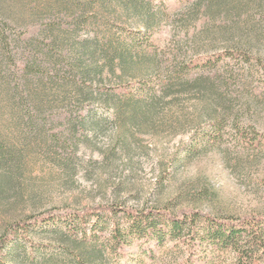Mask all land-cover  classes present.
<instances>
[{"label":"rangeland","instance_id":"obj_1","mask_svg":"<svg viewBox=\"0 0 264 264\" xmlns=\"http://www.w3.org/2000/svg\"><path fill=\"white\" fill-rule=\"evenodd\" d=\"M12 1L6 6L16 16L26 18L23 24L29 31L37 26L27 6L36 11L49 4L50 21L89 2L92 12L107 18L105 24L96 27L107 35L100 37L99 64L106 70L112 66L115 73H109L99 87L103 94L97 89L71 104L62 99L59 88L49 89V100L55 98V102L49 105L47 123L37 128L30 129L24 120L15 119L13 108L21 101L4 95L0 140L18 163L11 181L0 185V237L8 224L31 214L64 207L86 210L106 204L122 210L168 206L177 214L194 208L218 217L259 216L254 219L255 225L262 221L264 65L252 55L249 59L228 57L216 68L193 65L190 61L196 52L189 40L199 35L206 18L201 13L192 15L167 7L168 16L155 28L154 41L123 63L124 73L113 51L115 61L105 63L107 43L112 40L111 45L119 50L130 40V28H144L133 18L122 16L123 10L115 0L104 4L101 0ZM261 23L264 25L263 17ZM149 52L155 54L154 59L145 56ZM153 61L156 70L151 74L160 82L155 92L161 96L151 116L131 121L126 116L132 106L130 98L147 79ZM23 64L21 59L20 66ZM217 69L226 71L230 81L221 104L216 102V112L222 117L213 126L205 104L211 108L215 101L212 97L203 99L199 89L206 88L210 74ZM195 81L202 85H195ZM107 94L115 95L121 105L118 109L106 107ZM92 118L99 121L98 129L88 125L82 129L83 119L90 122ZM122 216L123 211H119L114 218L122 222ZM260 225L264 240V223ZM49 226L40 224L18 232L11 245L15 247L13 257L6 252L0 264H71L70 253L63 251L61 243L73 238L64 235L59 240L49 233ZM84 226L88 228V223ZM110 230L102 236L108 237ZM154 251L155 258L144 255L135 261L125 256L121 263L187 264L184 250L180 253L154 247ZM211 256L215 264L236 263L230 249H215ZM258 257L252 264H264ZM103 264H115L108 252Z\"/></svg>","mask_w":264,"mask_h":264},{"label":"trees","instance_id":"obj_2","mask_svg":"<svg viewBox=\"0 0 264 264\" xmlns=\"http://www.w3.org/2000/svg\"><path fill=\"white\" fill-rule=\"evenodd\" d=\"M104 1L101 0V3L104 4ZM115 1L123 10L122 16L133 18L140 24L139 27L142 25L144 28L138 31L130 28L127 33L130 40L119 50L111 45L112 40L109 39L107 43L108 48L103 55L105 63L113 64V51L118 55V64L124 73L126 67L123 63L133 55H138L139 48L151 45L154 41L155 28L168 16L167 7L187 10L192 15L201 13L206 18L199 35L189 40L196 52L190 61L193 65L216 68L228 57L249 59L250 55L264 65V25L261 23V18H264V0ZM6 2L10 6L9 0H0V117L3 115L1 105L4 95H10L13 100L21 101L13 108V117L24 120L30 129L37 128L47 123L49 105L55 102V98L49 100V89L59 88L63 91L62 99L71 104L74 99L77 101L78 98L86 97L89 92L93 95L97 89L99 91L109 73H115L112 66L106 70L99 64L100 37L107 35L98 32L96 27L105 24L107 18L92 12L89 2L50 21L49 4L36 11L26 5L30 9V17L36 19L37 28L34 31L24 28L27 26L23 24L26 18L16 16L14 10L6 6ZM259 15L260 18H257ZM66 17H71V22H65ZM45 18L47 22H44ZM200 36H203L202 41ZM154 55L152 52L145 54L150 60L155 58ZM21 59L24 60L22 66ZM152 64L151 72L143 80L137 95L130 98L132 106L128 108L126 116L131 121L151 116L161 96L155 92L160 82L151 74L156 70L154 61ZM210 75L206 88L199 90L203 99L212 97L215 101L211 108L205 104L207 116L215 126L222 117L216 112V104H221L224 90L229 87L230 76L220 69ZM194 84L202 85L201 81H195ZM39 91L42 93L39 94ZM99 93L103 94L101 91ZM107 97V108L118 109L121 106L114 94H107ZM92 119L90 122L83 119L81 128L88 125L96 131L99 121ZM17 163L16 157L0 140V185L11 181ZM119 211H123L122 222L114 218ZM258 218L218 217L194 208L177 214L168 206L141 210H122L114 204L86 210L53 208L8 224L0 237V257L6 252L13 257L15 247L11 245L18 232L49 223L52 226H49V233L53 237L62 240L61 236L67 235L73 238L72 241L61 243L63 251L70 253L71 264H103L107 252L115 264H127L121 263L125 256L135 261L144 255L155 258L154 247H168L180 253L184 250L187 264H215L211 259L215 249L220 252L228 249L233 251L236 255L235 264H252L256 256H259L258 260L264 261L260 225L264 223V218L255 225L254 219ZM87 223L88 228L84 226ZM107 229H111L109 236H102Z\"/></svg>","mask_w":264,"mask_h":264}]
</instances>
